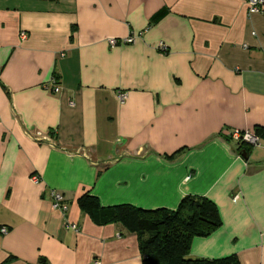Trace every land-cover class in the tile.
Listing matches in <instances>:
<instances>
[{
  "label": "crops",
  "instance_id": "obj_1",
  "mask_svg": "<svg viewBox=\"0 0 264 264\" xmlns=\"http://www.w3.org/2000/svg\"><path fill=\"white\" fill-rule=\"evenodd\" d=\"M258 126L264 12L245 0H0V264H142L137 233L96 223L86 193L170 210L208 197L222 225L190 256L264 264V140L228 136Z\"/></svg>",
  "mask_w": 264,
  "mask_h": 264
},
{
  "label": "trees",
  "instance_id": "obj_2",
  "mask_svg": "<svg viewBox=\"0 0 264 264\" xmlns=\"http://www.w3.org/2000/svg\"><path fill=\"white\" fill-rule=\"evenodd\" d=\"M264 140V126L255 128ZM242 146H252L238 142ZM244 151L248 153V148ZM82 210L98 224L120 222L137 233L142 264H242L237 255L218 259L192 258V240L207 237L222 225L216 203L205 196L187 195L176 210L143 209L131 204L101 207L96 196L86 193L78 199Z\"/></svg>",
  "mask_w": 264,
  "mask_h": 264
},
{
  "label": "built area",
  "instance_id": "obj_3",
  "mask_svg": "<svg viewBox=\"0 0 264 264\" xmlns=\"http://www.w3.org/2000/svg\"><path fill=\"white\" fill-rule=\"evenodd\" d=\"M248 8V13L250 15L256 14V13H263L264 12V0H245ZM255 34V32H253ZM135 36L130 35L127 38L118 39L115 37H110L108 39L109 44L112 46L117 45L118 43H131L134 42ZM247 45H245L246 47ZM160 47L163 50H167V45L164 43H160ZM52 85L55 92L60 91V85L57 82V79L54 77L52 79ZM117 97L120 102H123L127 98V92L126 91H119L117 94ZM73 105L74 103L71 102ZM228 136L232 139H234L237 142H245L250 144L253 147H257L261 145L262 139L259 135L256 134L254 130L250 129H234L228 133ZM51 197L53 202V207L55 209L61 210V211H67L68 205L66 204V198L65 195L57 190L51 191ZM67 227H70L74 230H77V226L75 223H69L67 224ZM8 230L7 227H2V232H6ZM93 264H101L99 259H95L93 261Z\"/></svg>",
  "mask_w": 264,
  "mask_h": 264
},
{
  "label": "water",
  "instance_id": "obj_4",
  "mask_svg": "<svg viewBox=\"0 0 264 264\" xmlns=\"http://www.w3.org/2000/svg\"><path fill=\"white\" fill-rule=\"evenodd\" d=\"M244 154H246V153L244 152Z\"/></svg>",
  "mask_w": 264,
  "mask_h": 264
}]
</instances>
